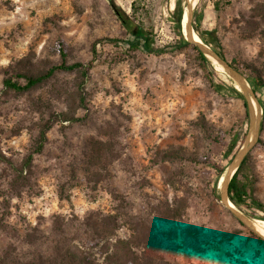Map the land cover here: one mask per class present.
<instances>
[{
	"label": "rangeland",
	"instance_id": "1",
	"mask_svg": "<svg viewBox=\"0 0 264 264\" xmlns=\"http://www.w3.org/2000/svg\"><path fill=\"white\" fill-rule=\"evenodd\" d=\"M131 1L115 0L132 15ZM188 2L180 0L184 10ZM174 4L136 0L135 19L161 48L146 52L125 44L128 35L109 0H0V258L5 249L15 257L33 249L23 242L26 232L42 236L36 246L44 249L56 215L82 219L98 210L118 212L119 237L129 235V217L143 218L162 237L161 252L172 264H264V245L212 193L217 168L226 172L248 131V108L225 87L233 79L216 63L208 66L191 44L179 45ZM190 11L199 30H214L223 57L249 85L250 67L264 75V0H194ZM112 37L119 41L105 39ZM96 40L87 77L58 72L28 91L3 87L12 72L37 73L58 63L57 41L68 61L86 62ZM253 98L259 141L247 153L253 194L264 204V87ZM51 114L42 152L20 175L15 167ZM71 115L78 120H64ZM159 200L167 203L164 212L176 214L159 219Z\"/></svg>",
	"mask_w": 264,
	"mask_h": 264
},
{
	"label": "trees",
	"instance_id": "2",
	"mask_svg": "<svg viewBox=\"0 0 264 264\" xmlns=\"http://www.w3.org/2000/svg\"><path fill=\"white\" fill-rule=\"evenodd\" d=\"M109 5L128 35V38L124 41L125 44L133 48L141 47L146 52L161 51V48H155L151 45L149 40L150 32L143 27L141 21L135 19L134 15L138 9L136 0H132L130 3L132 15L128 14L117 2H115V0H109ZM214 5L216 6V4ZM183 13L184 9L181 6L180 0H175L172 15L175 25L176 40L180 46L191 44L196 50L199 58L210 66L211 61L195 44L190 43V41L184 38L181 25ZM197 19L199 21L198 17ZM191 25L205 44L216 47L222 55L220 44L213 29L209 31L199 30L193 23V19ZM105 39L112 43H117L119 41V39L115 37ZM97 41L100 40L93 42L91 46V57L86 62L68 61V51L60 41H57L56 48L60 55V61L58 63L37 73L12 72V74L2 78L3 87L14 92L28 91L48 82L58 72L76 73L83 79L88 76L93 66ZM231 64L243 74L241 69L233 63ZM250 69H252L253 75H249L248 80L252 91L255 93L257 89L264 87V75L261 74L258 68L250 67ZM218 85L222 87L225 84L221 81L217 84V87ZM225 87L235 96L240 97L243 100L244 106H246L244 97L238 90L232 86L225 85ZM77 91L82 92L81 84H78ZM79 101L80 105L82 104L83 106V96H79ZM54 120L55 116L51 114L36 128V134L28 153L23 157L19 167H15V170L20 175H22L23 172L26 173L31 170L33 157L35 154L42 152L47 140V132L51 128ZM64 120L76 121L78 118L71 115L69 117H64ZM237 137L236 134L232 137L226 149V156H228L235 147L238 140ZM257 141H259V137H257L255 143H257ZM117 145H119L118 140H116V146ZM118 156L119 154L116 153V159ZM4 159L5 157L0 153V161ZM248 161L249 153H246L227 184V197L235 206L246 208L245 214L249 217L262 218V220H264V216H259L254 212V209L264 211V204L253 194L254 179ZM223 171V168H217V178L222 175ZM216 183L217 181L212 188V193L215 198L219 199L220 196L217 193ZM165 203L160 200L158 201L156 212L159 219L173 217L176 214L172 210L171 212L170 210L169 212H164L165 206H167V203ZM238 221L249 234L264 245V239L258 233L241 220L238 219ZM126 224L130 232L129 235L126 237H119L116 232L121 225L117 211L115 213L106 214L98 210H92L82 219L71 217L65 220L63 217L56 215L52 219L50 232L53 237L48 240L49 245L44 249L43 245L36 246V244L40 242L39 240L42 239V236L33 235L29 237L31 234L26 232L23 242L27 246L33 247V249H28L21 257H15V255L11 254L7 249L2 250L0 264H172L161 252L163 243L162 237L155 231L153 226L149 225L143 218L138 220L134 217H129ZM89 244H93L96 249L92 250L94 246ZM9 248L12 249V245H9Z\"/></svg>",
	"mask_w": 264,
	"mask_h": 264
},
{
	"label": "water",
	"instance_id": "3",
	"mask_svg": "<svg viewBox=\"0 0 264 264\" xmlns=\"http://www.w3.org/2000/svg\"><path fill=\"white\" fill-rule=\"evenodd\" d=\"M194 0L191 2L187 3V7L184 10L183 15L185 14V32H183L184 38L193 44H195L198 49L212 62L216 63L217 65L221 66L228 72H230L233 76L234 79L237 81L238 85L242 88L245 84L249 86L248 81L246 80L245 76L232 64L227 61L217 50L216 47L210 46L208 44H205L201 39L200 40H195L193 38V28L191 25V6ZM200 38V37H199ZM236 90H238L244 97L246 106L249 111V126H248V131L245 135L244 140L236 150L235 154L231 158L229 164L227 165L226 172L223 174V187L222 188H217L219 189V195H220V200L222 201L223 204H225L231 212L237 216L239 220H241L243 223H245L247 226H249L251 229H253L256 233H258L263 239L264 236H262L261 232L255 228V226L252 224L255 220L251 217H248L238 210H236L233 206L229 205L227 200V184L233 175L235 169L237 168L238 164L240 163L241 159L244 157V155L250 150V148L253 146L257 139L258 135V130H259V123L257 119V104L253 98V91L251 87L249 88V91L246 93L243 90H239L235 86H233ZM254 112V115H253ZM230 201V200H229Z\"/></svg>",
	"mask_w": 264,
	"mask_h": 264
},
{
	"label": "bare ground",
	"instance_id": "4",
	"mask_svg": "<svg viewBox=\"0 0 264 264\" xmlns=\"http://www.w3.org/2000/svg\"><path fill=\"white\" fill-rule=\"evenodd\" d=\"M190 2L192 1V0H189ZM181 25H182V28H183V32H185V14L183 15V18H182V22H181ZM193 38L195 39V40H200V38H199V36L195 33V32H193ZM214 67L216 68V70H219V71H221L225 76H228V77H230V78H232L233 79V81H232V85L233 86H235L236 88H238L239 90H243V91H245L246 93L249 91V86L248 85H244L242 88L238 85V83H237V81L234 79V76L230 73V72H228L227 70H225L224 68H222L221 66H219V65H214ZM221 77H223V79H224V76L222 75ZM253 115H254V112H253ZM223 173H222V175L221 176H219V178H218V181H217V186H218V188L220 189V188H222L223 187ZM227 202H228V204L229 205H231V206H233L232 205V203H231V201H229V200H227ZM255 221L254 222H252V224L255 226V228H257L258 229V225L259 226H261V227H264V221H262V220H260V219H254Z\"/></svg>",
	"mask_w": 264,
	"mask_h": 264
}]
</instances>
